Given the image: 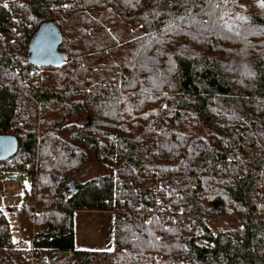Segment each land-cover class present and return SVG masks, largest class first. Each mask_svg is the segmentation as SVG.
Instances as JSON below:
<instances>
[{
    "label": "trees",
    "instance_id": "obj_1",
    "mask_svg": "<svg viewBox=\"0 0 264 264\" xmlns=\"http://www.w3.org/2000/svg\"><path fill=\"white\" fill-rule=\"evenodd\" d=\"M47 18L66 59L35 82ZM0 132L32 177L0 264H264V0H0ZM76 209L114 211L113 249L76 246Z\"/></svg>",
    "mask_w": 264,
    "mask_h": 264
},
{
    "label": "rangeland",
    "instance_id": "obj_2",
    "mask_svg": "<svg viewBox=\"0 0 264 264\" xmlns=\"http://www.w3.org/2000/svg\"><path fill=\"white\" fill-rule=\"evenodd\" d=\"M104 60H106V58L101 62ZM101 69L104 70L102 67ZM44 73L45 70L40 67V65L32 66L30 69V75L34 77L35 82H40ZM103 171L104 169L100 166L99 162L94 157L90 156L89 159L85 161L82 169L73 174L70 179L85 181L101 175ZM5 175L4 181L7 183V189L4 192H0V206L5 210L10 219L15 246L22 249H30L32 248L31 240L24 235L21 229L18 209L23 200V192L26 188L32 186V177L23 167L8 169ZM67 193H69L68 190ZM85 212H88L84 213L87 215H78V245L82 244L91 248L108 245L109 248L106 249H113L114 217L109 225L104 218L95 217L92 219L91 211ZM112 215L114 216V213H112ZM112 215H110L111 218ZM64 256H66V253H61L60 258Z\"/></svg>",
    "mask_w": 264,
    "mask_h": 264
},
{
    "label": "water",
    "instance_id": "obj_3",
    "mask_svg": "<svg viewBox=\"0 0 264 264\" xmlns=\"http://www.w3.org/2000/svg\"><path fill=\"white\" fill-rule=\"evenodd\" d=\"M62 31L52 18L42 20L28 43L29 60L35 65H59L66 59L59 48ZM19 148V138L13 132H0V160L14 155Z\"/></svg>",
    "mask_w": 264,
    "mask_h": 264
},
{
    "label": "crops",
    "instance_id": "obj_4",
    "mask_svg": "<svg viewBox=\"0 0 264 264\" xmlns=\"http://www.w3.org/2000/svg\"><path fill=\"white\" fill-rule=\"evenodd\" d=\"M7 172H8V170L3 174L4 176L2 175L3 177H0V192H4L7 189V183L4 181V178L6 177L5 174ZM24 193H25V191L23 192V196H24ZM21 205H22V203H21ZM21 205H20V207H21ZM85 211H91V217H92V219H94L95 217L96 218H104L105 220H107V224H109V225H110V221H112L113 220V217H114L112 215V213H114L113 210H107V209H76L75 210V244L79 248H91V247H87L86 245H82V244L78 245V226H77L78 215H87V214H84V213H88V212H85ZM110 215H112V218H111ZM106 248H109L108 245L107 246H104V247H93L91 249H96V250H109V249H106Z\"/></svg>",
    "mask_w": 264,
    "mask_h": 264
},
{
    "label": "built area",
    "instance_id": "obj_5",
    "mask_svg": "<svg viewBox=\"0 0 264 264\" xmlns=\"http://www.w3.org/2000/svg\"><path fill=\"white\" fill-rule=\"evenodd\" d=\"M7 171V166L3 160H0V177Z\"/></svg>",
    "mask_w": 264,
    "mask_h": 264
},
{
    "label": "bare ground",
    "instance_id": "obj_6",
    "mask_svg": "<svg viewBox=\"0 0 264 264\" xmlns=\"http://www.w3.org/2000/svg\"><path fill=\"white\" fill-rule=\"evenodd\" d=\"M4 176V175H3ZM3 176H1V177H3Z\"/></svg>",
    "mask_w": 264,
    "mask_h": 264
}]
</instances>
